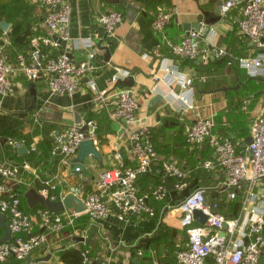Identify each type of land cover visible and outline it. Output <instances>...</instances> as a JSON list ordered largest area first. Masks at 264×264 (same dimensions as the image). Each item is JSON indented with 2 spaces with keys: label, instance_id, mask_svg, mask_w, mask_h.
I'll return each mask as SVG.
<instances>
[{
  "label": "crops",
  "instance_id": "crops-1",
  "mask_svg": "<svg viewBox=\"0 0 264 264\" xmlns=\"http://www.w3.org/2000/svg\"><path fill=\"white\" fill-rule=\"evenodd\" d=\"M23 1L26 5L25 9L20 11V18L10 21L5 17L0 19H5L9 24L6 32L10 43L4 44L3 48L8 62L14 68L19 54L29 55L30 39L33 36L48 34L44 22V7L37 0ZM217 1L219 0H68L70 39L58 48L44 47V51L53 55L63 51L76 60L84 59L87 49L80 47L78 41L90 38L97 52L95 57L97 68L91 75L95 86L87 85V79L90 77L87 76L78 81L71 95L53 94L48 90L44 78L29 81L21 72L14 70L10 79L15 84V92L0 96V113H8L22 119L23 125L30 119L37 124L33 136V145L36 149L38 145L43 144L44 137L43 132L37 129L38 126L49 124L57 129L71 125L74 123L75 113L82 114V119H94L97 124L96 146L103 156V166L92 157L86 158L84 161L86 169L93 178L84 179L82 173L70 172L75 156L67 165L61 167L58 158L52 156L49 157L48 164L43 160L38 161L37 165L28 163V168L23 172L24 185L27 189L20 191L19 185H15V188L22 192L21 203L26 212L30 210L29 214L34 212L23 194L30 188L37 191L31 180L35 172L49 176L57 174L62 178L59 200L67 192H73L84 199L85 193L94 187L98 173L114 164L115 152H122L127 158V163L133 165L127 141L128 133L136 127L145 125L151 130L157 161L170 160L188 172L189 189L203 187L206 199L219 201L220 211L227 215L226 193L221 187L224 180L223 171L217 167L212 169L201 167L203 160L212 156V149L207 141L197 147L190 146L186 141L185 132L194 120L195 111H198L204 116L213 118L214 133L222 136L224 128H227L225 137L232 139L240 148L246 146L244 145L246 137L243 138L246 132L243 134V131L246 130L249 136L251 123L264 113V77H250L237 64L230 66L229 62L220 60L254 56L264 53V50L255 48L240 34L238 23L241 14L239 8L235 7L225 18L211 26L214 33L210 30L204 36H200L201 47L207 49V62L200 56L192 61L172 60L171 63L177 64L183 76L193 78L195 111L187 110L181 105L178 100L180 87L169 84L170 78L165 77L162 67L170 63L164 59L167 58L166 49H162L163 56L160 58L149 59L143 56L160 39V35L153 30L151 24L156 6L163 4L177 8L176 16L165 30L166 36L176 41L185 34L184 24L192 25L202 21L200 9L212 10ZM114 10L121 12L124 19L116 26L115 34L107 36L97 20L101 13ZM16 22L21 25L17 30L13 28L17 25ZM3 32L4 30L0 29V41ZM99 42L110 52L108 62L104 60V51L97 47ZM221 50L223 53L219 54ZM118 69L132 72L134 82L130 88L138 102L136 110L138 120L127 125L111 120L107 113V108L114 99L110 77ZM241 72L247 75L246 81H243L246 77L242 76ZM156 75L160 76L158 81L153 77ZM6 147L14 151L6 141L3 149L0 148V157L5 153ZM28 153V150L26 153L18 151L19 155ZM149 172L157 175L159 182L164 183L162 174ZM168 179L173 183L171 178ZM263 182L264 179L255 184L254 189L260 191L257 186ZM156 184L158 183L153 175L138 176L137 185L140 193L149 195ZM180 197L182 196L172 189L164 201L149 198L155 209V216L128 213L120 219L112 210L102 219L96 221L87 219L84 222L85 228L80 234L76 233L79 232L77 230L69 233L66 228L49 232L34 218V229L43 231L46 241L43 247L30 254V264H63L59 259L58 251L70 247L77 248L80 245L89 247L93 257L99 260L106 259L108 264H177L176 248L183 247L187 237L179 224L178 213L170 211L166 205L175 204L171 201ZM79 216L87 217L84 212ZM165 229L169 231L170 238L163 243L157 242L160 241L157 239L159 232ZM138 250L142 251V254H138ZM48 255L50 257L47 260L36 261ZM12 260L27 264L25 260L13 258L6 262Z\"/></svg>",
  "mask_w": 264,
  "mask_h": 264
},
{
  "label": "built area",
  "instance_id": "built-area-1",
  "mask_svg": "<svg viewBox=\"0 0 264 264\" xmlns=\"http://www.w3.org/2000/svg\"><path fill=\"white\" fill-rule=\"evenodd\" d=\"M45 9L44 22L48 30L46 35L33 36L30 41L28 56L19 54L17 65L12 67L4 54V44L10 40L4 31L0 41V96L15 92V84L10 79L14 70L21 72L29 81L44 78L48 90L53 94L71 95L78 81L87 76V85L94 87L91 78L97 68L95 64L96 49L94 42L80 39L79 46L87 49L84 59L76 60L66 52L56 55L44 51V47L53 49L70 39L69 20L70 4L68 0H37ZM238 7L240 20L238 29L255 48L264 50V0H222L221 15ZM175 6L160 4L154 10L152 27L160 35L159 42L144 57L149 59L163 56L166 49L170 63L162 67L171 85H178L181 93L178 100L190 111H195L196 98L192 84V76H183L176 63L172 60L192 61L199 56L207 62V49L200 45V35L196 31L184 34L179 40H172L165 34L166 27L176 16ZM124 16L119 11L101 13L98 25L107 36L115 34L116 26ZM211 32L214 30L211 27ZM209 30V31H210ZM210 32V33H211ZM56 36L57 39L53 37ZM58 40V41H57ZM222 50L219 54H222ZM239 68L246 71L250 77H264V53L254 56L239 57ZM133 76L127 69H118L111 75L110 82L114 91L108 116L111 120L122 124L137 122L136 110L138 102L130 87L116 86L119 80ZM159 80L160 76H153ZM245 103V102H244ZM245 109V105L242 106ZM215 122L211 116H204L195 111V117L185 132V138L190 146L197 147L208 142L212 156L203 160L201 167L205 169L219 168L223 171L224 180L221 187L225 190L228 200L238 195L242 198L240 210L235 216H227L220 211L217 200L206 199L203 187L189 190L188 172L178 167L170 160L157 161V153L152 140L151 130L141 125L128 133V145L133 165L127 163V158L120 151L115 152L114 164L100 171L95 179L94 187L85 193V214L90 221L104 218L114 210L120 219L128 213L155 216L154 207L149 198L164 201L169 190L162 182L148 194H140L137 178L149 171L171 178L173 189L181 195L176 204L166 205L167 209L178 213L181 228L185 231L187 242L175 252L177 264H264V193L254 189L255 184L264 179V113L257 117L250 126L251 142L243 148L237 146L229 137L213 132ZM83 127H85L84 130ZM97 124L94 119H82L65 127L52 130L50 155L58 158L61 166L67 165L76 156L79 143L84 139H92L96 145ZM14 150L23 145L19 140H8ZM32 150L36 147L33 145ZM73 162V161H72ZM28 163L16 164L8 159L0 160V213L6 218V224L11 232L9 240L0 242V264L10 258L23 261L32 252L44 246L46 235L42 231L34 232V218L39 225L49 232H56L65 227L74 226L79 216L68 210L55 213L46 208H38L32 214L26 213L20 193L15 185L24 184L23 172ZM83 175V174H82ZM41 186L37 189L44 198L59 200L56 190L61 186L62 178L55 174L34 173ZM85 179L86 176L83 175ZM195 210H200L206 220L200 223L194 217ZM224 224L226 227H224ZM80 234V232H76ZM245 240H247L245 242ZM138 254L142 251L138 250ZM82 264H108L106 259L93 257L89 248L81 252Z\"/></svg>",
  "mask_w": 264,
  "mask_h": 264
},
{
  "label": "trees",
  "instance_id": "trees-1",
  "mask_svg": "<svg viewBox=\"0 0 264 264\" xmlns=\"http://www.w3.org/2000/svg\"><path fill=\"white\" fill-rule=\"evenodd\" d=\"M25 9L24 1L23 0H0V19L5 17L7 20L10 21V19L14 18H20L21 14L20 11ZM23 17V15H22ZM17 25L13 27L15 30L21 26L18 22H16ZM238 58L234 60H230L228 58H223L220 60L221 62H229L233 66L234 64H237ZM238 65V64H237ZM247 76V75H246ZM24 121L20 118H17L11 114L8 113H0V148L3 149L4 144L8 140H19L22 141L25 147L28 150V154L24 155H19L18 151L16 150H11L10 148L8 149L7 147L4 148V154L2 157H0V160L2 159H8L16 164L22 165L24 162L31 163L32 165H37L38 161L43 160L46 164L49 163V157L50 155V147H51V131L55 130L53 126L49 124H43L38 126L37 129L41 130L44 134L43 137V144L38 145V148L36 150H32L33 146V136L36 133L35 131L29 132V131H22ZM225 131L222 132V136L225 137L226 135V130L227 128H224ZM246 132V133H245ZM245 133V134H244ZM243 138L248 136V133L246 130L243 131ZM24 156L26 159H24ZM5 157V158H4ZM2 158V159H1ZM56 163V162H55ZM150 174L154 176V179L156 183H161L159 182L158 176L154 175L152 172H146L144 175ZM143 175V174H142ZM140 176V175H139ZM31 180L34 182L36 188L38 189L41 184L40 182L34 178V176L31 178ZM138 180V178H137ZM18 189L20 191L26 190L27 188L25 187L24 184H18ZM157 185V184H156ZM17 189V187H16ZM17 189V191H18ZM190 190V189H189ZM20 191H18L20 193ZM57 194L59 195L60 192V187L57 188L56 190ZM140 193V192H139ZM173 191L171 192V194ZM143 194V193H140ZM59 199V197H58ZM20 200L22 202V197H20ZM181 200V197L177 200H172V203L179 202ZM22 204V203H21ZM242 204V198L240 195H238L235 199L233 200H227L226 198V213L227 216H235L238 214L240 207ZM38 208H45L39 204L35 205L32 210L35 211ZM222 208V206H221ZM223 209V208H222ZM31 211V210H30ZM30 211L26 212L29 213ZM88 216H78L77 219H75V225L74 226H69L65 227L66 231L71 233L73 230L77 231H82L85 228V220L87 221ZM89 220V219H88ZM64 229V228H63ZM34 232L40 231L38 229H34ZM4 236V229L0 226V238ZM169 237V231L167 229L159 232L157 239L160 241H157L159 243L165 242ZM172 238V237H171ZM158 245V243H157ZM84 248H89V247H84L80 245L79 247H70L67 249H63L58 251V256L60 261L63 264H82V256L81 252ZM178 249V248H176ZM38 250V249H37ZM91 251V249L89 248ZM92 254V253H91ZM40 264V263H37Z\"/></svg>",
  "mask_w": 264,
  "mask_h": 264
},
{
  "label": "water",
  "instance_id": "water-1",
  "mask_svg": "<svg viewBox=\"0 0 264 264\" xmlns=\"http://www.w3.org/2000/svg\"><path fill=\"white\" fill-rule=\"evenodd\" d=\"M221 4L222 1L219 0L216 2L215 7L212 10H205V9H200V12L203 16L202 21L195 22L194 24H184L183 28L185 30V34H187L190 31H196L200 34V36H204L209 30L212 25L215 23L219 22L222 20V15H221ZM8 23L6 22L5 19L0 20V29L6 31L8 28ZM102 28V27H101ZM103 29V28H102ZM54 39H57L56 36L53 37ZM58 41V40H57ZM98 49H102L104 51V60L109 61L110 58V52L107 47H102L100 45V42L97 43ZM264 81V79H263ZM134 79L132 76L126 77L123 80H119L117 85L118 87H132L133 86ZM82 114L75 113L74 114V123H79L81 121ZM85 127H83L82 130H84ZM251 142V136H248L244 140V145L248 144ZM18 151L20 153H26L27 148L25 145H22L18 148ZM88 157L94 158L100 166H103V156L101 152L98 150L97 146L95 145L94 141L90 138L84 139L79 143V147L77 150L76 156L73 158V165L70 168V172L72 173H82L86 177L93 178L91 176V173L86 169L85 166V159ZM163 181L169 191L173 189V183L167 178L164 177ZM22 194V192H20ZM24 198L26 199L27 204L30 207H34L35 205L39 204L43 207H45L47 210L50 212H63L65 209L72 212V213H83L86 210V207L84 205V199L78 197L76 194L73 192H67L61 200H49L44 198L40 193H38L34 188H30L26 192H24ZM194 217L196 220H198L200 223H203L206 220V216L200 211V210H195L194 212ZM0 224L4 229V236L0 238V242H4L10 239L11 237V232L10 229L8 228L6 222H5V216L0 213ZM224 227L226 225L224 224ZM82 240V238H80ZM247 240H245L246 242ZM50 257L48 255L45 258H40L36 261H42V260H47ZM25 261L27 264H30V257L27 256L25 258Z\"/></svg>",
  "mask_w": 264,
  "mask_h": 264
},
{
  "label": "rangeland",
  "instance_id": "rangeland-1",
  "mask_svg": "<svg viewBox=\"0 0 264 264\" xmlns=\"http://www.w3.org/2000/svg\"><path fill=\"white\" fill-rule=\"evenodd\" d=\"M24 5H26V2L24 1ZM242 73V76H245L246 78H243V81H246L247 80V76L245 75L244 72H241ZM36 127H37V124H35L31 119L26 122L23 127L21 128L22 131H29V132H33L36 130ZM257 188L260 190V192H263L264 193V182L261 184V185H258ZM172 246V245H171ZM172 248H175V247H172ZM2 264H23L22 262H17V261H9V262H5V263H2Z\"/></svg>",
  "mask_w": 264,
  "mask_h": 264
}]
</instances>
